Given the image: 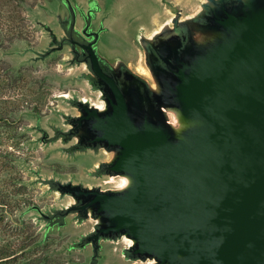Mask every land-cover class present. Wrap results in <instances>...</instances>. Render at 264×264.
Instances as JSON below:
<instances>
[{
  "label": "water",
  "instance_id": "1",
  "mask_svg": "<svg viewBox=\"0 0 264 264\" xmlns=\"http://www.w3.org/2000/svg\"><path fill=\"white\" fill-rule=\"evenodd\" d=\"M60 21L66 36L39 54L79 46L72 64L101 93L104 108L71 101L73 151L104 150L97 177L124 178L122 188L47 180L73 198L64 211L42 213L50 228L76 214L94 230L72 248L91 246L98 264L102 243L123 237L128 261L151 264H264V0H203L196 12L174 17L137 40L152 81L109 72L99 52L100 28L85 15L82 33L70 0ZM84 38H91L85 41ZM112 62V61H111ZM175 118V119H173ZM54 219H56L54 221Z\"/></svg>",
  "mask_w": 264,
  "mask_h": 264
},
{
  "label": "rangeland",
  "instance_id": "2",
  "mask_svg": "<svg viewBox=\"0 0 264 264\" xmlns=\"http://www.w3.org/2000/svg\"><path fill=\"white\" fill-rule=\"evenodd\" d=\"M90 1L94 0H70L77 11L78 30L85 24L81 11L87 12ZM95 1L100 12L92 28H104L99 52L109 60L120 59L134 73L145 77L139 69L142 64L147 70L137 40L139 32L150 36L174 17L177 9L182 10L184 19L197 11L203 0ZM67 16L62 0H0V40L9 50L0 52V115L9 120L0 124V203L4 202L0 205V257L18 252L15 264L91 261V246H72L94 230V220L79 223L76 214H70L64 226L48 228L42 219V213L54 214L74 204L72 197L50 190L47 180L103 190L115 189L121 181L119 177L95 176L96 168L109 161L111 154L104 150L70 153L77 141L64 136L72 128L68 119L79 114L72 100L104 104L101 93L83 77L88 72L86 65L71 63L68 47L45 60L39 59L51 42L43 25L60 38L65 33L59 19ZM19 33L22 37L16 39ZM145 78L152 81L150 74ZM111 178L115 180L109 183ZM46 231L45 244L25 250L29 244L41 241ZM129 241L123 237L103 242L98 264L148 263L125 259L123 251L130 246Z\"/></svg>",
  "mask_w": 264,
  "mask_h": 264
},
{
  "label": "flooded vegetation",
  "instance_id": "3",
  "mask_svg": "<svg viewBox=\"0 0 264 264\" xmlns=\"http://www.w3.org/2000/svg\"><path fill=\"white\" fill-rule=\"evenodd\" d=\"M93 3H96L97 4V1H90L89 2V7H88V10H87V12L86 13H84L83 11H81V14H82V17H83V19H84V27H83V29L85 28V25H86V20H85V15L89 12V10L91 9V6L93 5ZM66 7V6H65ZM66 9H67V7H66ZM67 11H68V9H67ZM76 11V10H75ZM99 12H100V9H99ZM76 15H77V11H76ZM96 15L97 14H95V16L93 17V20H92V25H93V22H94V20H95V18H96ZM68 17H69V12H68V16L65 18V19H59L60 21L62 20V21H66L67 19H68ZM60 25H61V23H60ZM92 25H91V30L92 31H97V30H94L93 28H92ZM61 28L63 29V27L61 26ZM103 28V27H102ZM83 29L82 30H78L80 33H82V31H83ZM104 29V28H103ZM63 31H64V29H63ZM65 33V32H64ZM49 34H50V32H49ZM64 36H66V34H64ZM64 36H62V37H60V38H58V39H62ZM51 37V36H50ZM85 36H83V39L85 40V41H91V38H84ZM65 47H68L69 49H70V51H71V54H72V57L74 58V56L75 55H78L79 53H81L82 51H81V49H80V47L79 46H76L74 49L71 47V46H69V45H65ZM72 58V59H73ZM112 61V62H111ZM107 64H106V67H107V69L109 70V72H111L112 74H115V76L116 77H118V78H121L122 76H124V75H129V76H133L130 72H128L125 68H124V66H123V64H121V63H119V62H117V60H115V59H113V60H110V61H108V62H106ZM83 65V64H82ZM85 65V64H84ZM128 66H129V64H128ZM130 68V67H129ZM131 70V69H130ZM132 71V70H131ZM133 72V71H132ZM134 73V72H133ZM134 74H136V73H134Z\"/></svg>",
  "mask_w": 264,
  "mask_h": 264
},
{
  "label": "trees",
  "instance_id": "4",
  "mask_svg": "<svg viewBox=\"0 0 264 264\" xmlns=\"http://www.w3.org/2000/svg\"><path fill=\"white\" fill-rule=\"evenodd\" d=\"M6 3V6H10L9 2H5ZM3 32V31H2ZM14 37V35H12ZM17 37H22L21 34H17L16 36V39ZM15 38V37H14ZM4 42V41H3ZM3 42L0 40V52H2L3 54L7 53L9 50L4 46ZM9 120L8 119H4L3 116L0 115V124L1 123H4V122H8ZM2 202V201H1ZM0 205H4V202L0 203ZM48 231H46L44 233V236L42 238L41 241L39 242H36V243H31L29 244L28 246H26L25 250L27 248H30V249H34L36 248V246L38 245H42V244H45V240L47 239L48 237V234H47ZM18 252H7L5 254H3L1 257H0V264H15L16 263V259H18ZM46 264L45 262L42 261V264Z\"/></svg>",
  "mask_w": 264,
  "mask_h": 264
},
{
  "label": "bare ground",
  "instance_id": "5",
  "mask_svg": "<svg viewBox=\"0 0 264 264\" xmlns=\"http://www.w3.org/2000/svg\"><path fill=\"white\" fill-rule=\"evenodd\" d=\"M137 16H138V14H137ZM172 18H173V16H172ZM140 62H142V56L140 57ZM140 71H141V74L142 75H144L145 77H149V73H148V71L142 66V64H141V66H140ZM95 104V103H94ZM95 106H97L98 108H100V109H103L104 108V104L103 105H100V106H98V105H95ZM115 180V178H111L108 182L110 183V182H113ZM120 185L117 187V188H122V187H124L126 184H127V181H126V179H124V178H120ZM126 242V241H125ZM127 243V242H126ZM129 243H130V245H131V242L129 241ZM108 244V243H107ZM134 264H145V263H140V262H136V263H134ZM146 264H151V261H149L148 263H146Z\"/></svg>",
  "mask_w": 264,
  "mask_h": 264
},
{
  "label": "clouds",
  "instance_id": "6",
  "mask_svg": "<svg viewBox=\"0 0 264 264\" xmlns=\"http://www.w3.org/2000/svg\"><path fill=\"white\" fill-rule=\"evenodd\" d=\"M173 119H175V118H173Z\"/></svg>",
  "mask_w": 264,
  "mask_h": 264
}]
</instances>
